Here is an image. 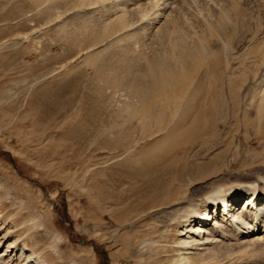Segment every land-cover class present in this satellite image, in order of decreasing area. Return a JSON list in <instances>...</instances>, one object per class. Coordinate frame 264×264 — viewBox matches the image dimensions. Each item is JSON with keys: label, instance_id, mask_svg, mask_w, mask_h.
I'll return each mask as SVG.
<instances>
[{"label": "rangeland", "instance_id": "obj_1", "mask_svg": "<svg viewBox=\"0 0 264 264\" xmlns=\"http://www.w3.org/2000/svg\"><path fill=\"white\" fill-rule=\"evenodd\" d=\"M259 173L264 0H0L5 264H264L179 213Z\"/></svg>", "mask_w": 264, "mask_h": 264}, {"label": "bare ground", "instance_id": "obj_2", "mask_svg": "<svg viewBox=\"0 0 264 264\" xmlns=\"http://www.w3.org/2000/svg\"><path fill=\"white\" fill-rule=\"evenodd\" d=\"M206 121L207 118H197L192 121L189 124L190 131H199V127ZM167 154L165 151L162 153L163 156H156L157 159L155 158L154 160L164 159V155ZM201 199L199 203L193 204L189 202L179 210L181 211L179 212L181 213V219L185 223V232L183 234H187L186 240L183 242L185 246L194 244L196 245L194 249L198 251L202 249L199 247L205 246L206 243L217 240V238L227 237L232 233L236 236L254 239L253 241H260V239L264 238V173H259L249 179L239 180L234 183H215L209 187ZM221 207L223 210H220ZM211 209L213 210L212 213ZM201 210H203V213H200ZM197 220L200 222L196 223ZM186 253H190L191 256L189 257L197 254L196 252L187 251ZM0 260L5 264V259L0 257ZM26 261H28L27 264L30 262L45 264L44 260L32 251H27L24 259L19 264L23 262L25 264Z\"/></svg>", "mask_w": 264, "mask_h": 264}]
</instances>
